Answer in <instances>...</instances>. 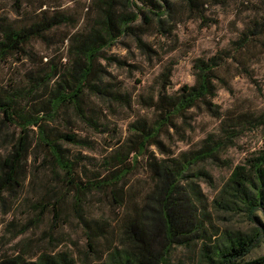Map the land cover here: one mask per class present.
<instances>
[{
	"label": "trees",
	"instance_id": "16d2710c",
	"mask_svg": "<svg viewBox=\"0 0 264 264\" xmlns=\"http://www.w3.org/2000/svg\"><path fill=\"white\" fill-rule=\"evenodd\" d=\"M28 1L34 0H16L15 17L0 15V63L15 55L32 63L20 79L0 86V202L8 196L18 198L36 178L38 198H25L40 212V216L36 212L35 223L50 211L59 217L66 203H71L85 228L86 256L93 254L99 260L95 264H185L173 260L178 247L197 250L193 264H264V254L248 258L264 238V226L256 215L264 209V143L233 168L212 200L199 182L202 178L213 181L202 164L224 162L222 152L235 143L246 124H264V113L231 117L223 123L221 133H209L199 147L179 153L164 140L171 130L180 139L186 137L194 108L221 116L215 98L219 70L230 56L227 51L197 58L195 81L174 92L169 91L173 65L164 67L160 87L139 95V102L152 109L153 117H138L129 123L128 136L107 156L110 168L106 174L91 170L88 175L86 155L71 149L73 145L93 148V140L81 133L80 124L101 130L103 106H131L133 102V96L112 79L103 63L126 64L117 55H108L110 47L122 37L132 36L151 55L155 49L144 39L150 27L169 35L184 18L209 24L213 19L207 14L208 6L224 0H92L93 15L83 28L61 38L68 42L66 51L54 56L40 55L35 43H52L60 27L76 26L78 19L60 8L59 0H40L32 11L23 7ZM258 24L264 29V15L255 27ZM255 33L249 26L240 37L241 46ZM151 146H157L163 155ZM140 156L147 158L151 180L143 192L131 180ZM96 192L125 210L115 225L87 213V203ZM218 212H244L260 226L221 228L214 221ZM112 228H117L116 238ZM0 264L79 262L68 251H42L30 258L23 253L6 255ZM82 264L89 263L84 260Z\"/></svg>",
	"mask_w": 264,
	"mask_h": 264
},
{
	"label": "rangeland",
	"instance_id": "374dc122",
	"mask_svg": "<svg viewBox=\"0 0 264 264\" xmlns=\"http://www.w3.org/2000/svg\"><path fill=\"white\" fill-rule=\"evenodd\" d=\"M39 2L40 0L28 1L23 7L32 11ZM91 2L92 0H59V7L74 14L78 23L76 26L60 27L52 43L37 41V52L50 56L59 51L65 52L68 42H63L61 38L84 27L88 18L93 15L89 8ZM16 6V0H0V15L15 17ZM207 14L213 19L209 24H204L199 18H184L176 23L175 29L169 35H163L155 27H150L144 39L155 49L151 55L144 53L132 36L122 37L107 50L108 55H117L126 61L123 65L108 60H103V63L111 72L112 79L133 96V102L131 106L120 103H113L110 108L103 106L101 130L80 124L81 133L88 135L94 146L90 149L73 145L71 149L86 155L84 163L88 175L91 170L102 174L108 172L110 166L106 163L107 156L128 136L130 122L138 117H153L152 109L139 102V95L148 94L160 87L159 75L166 65H173L169 91L174 92L183 84H192L195 81L194 64L197 58H208L221 51L230 54L222 64L220 78L217 79L219 88L215 102L221 110V116H213L203 108L192 109V126L186 131V137L180 139L171 130V136L164 139L167 147L175 153L199 147L209 133H221L223 123L230 122L231 117L244 113L253 116L264 113V29L261 24L255 27L256 22H262L264 0H224L220 4L209 5ZM249 26L254 27L257 33L252 35L246 46H241L240 37ZM18 57L15 55L0 63V86L20 79L31 66L30 60H20ZM263 143L264 124H246L235 143L222 152L224 162L216 164L207 161L202 164L213 176L212 183L205 178L199 181L210 200L217 195L233 168L258 152ZM150 149L159 156L163 155L157 146H151ZM149 173L146 156H140L131 177L137 190L143 192L149 188ZM35 181L33 184L29 183L18 198L8 196L4 202H0V258L18 253L30 258L42 251H68L77 258L79 264L84 260L89 264L99 262L91 253L86 256L88 245L85 228L75 216L71 203H66L59 217H55V213L50 211L35 223L34 219L37 213L40 216V212L32 208L31 201L25 200L26 197L33 200L38 198L40 187L35 186ZM86 208L89 215L107 218L114 225L125 211L118 208L111 198L99 192L88 201ZM256 215L264 226V209H260ZM214 221L221 228L228 226L249 230L256 224L260 226V223L251 221L244 212H218L214 214ZM27 227L25 232H21ZM112 233L116 238L117 228H112ZM263 254L264 238L248 258ZM179 259L185 264L196 263L197 250L191 252L185 247H178L173 260Z\"/></svg>",
	"mask_w": 264,
	"mask_h": 264
}]
</instances>
